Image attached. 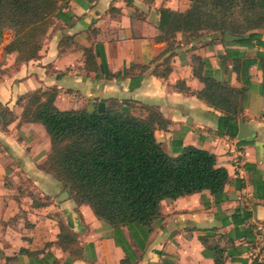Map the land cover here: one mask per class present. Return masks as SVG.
Listing matches in <instances>:
<instances>
[{"label": "crops", "instance_id": "obj_1", "mask_svg": "<svg viewBox=\"0 0 264 264\" xmlns=\"http://www.w3.org/2000/svg\"><path fill=\"white\" fill-rule=\"evenodd\" d=\"M57 2L63 15L36 60L15 64L0 30V264H261L251 251L255 224H264V28L254 31L261 44L225 41L211 31L184 41L179 32L163 54L158 9L184 11L188 0ZM80 47L92 49L96 71L85 67ZM192 55L208 60L218 80L246 88L234 137L219 133L223 113L197 97L204 84ZM52 87L60 110L102 112L115 99L135 116L158 111L168 121L154 132L163 150L177 155L192 145L214 153L228 172L222 195L204 189L163 199L150 231L116 228L71 193L59 201L66 189L41 167L50 137L40 122L21 120L16 104L26 92ZM239 121L250 134L243 139Z\"/></svg>", "mask_w": 264, "mask_h": 264}, {"label": "trees", "instance_id": "obj_2", "mask_svg": "<svg viewBox=\"0 0 264 264\" xmlns=\"http://www.w3.org/2000/svg\"><path fill=\"white\" fill-rule=\"evenodd\" d=\"M188 1L184 11L158 9L160 34L156 40L167 43L163 54L174 48L179 32L195 38L211 31L223 39L228 31L237 36L236 42L255 39L261 44L254 31L264 28V0ZM62 15L57 0H0V30L13 32L4 53H17L15 63L38 59L39 37L46 34L48 22L54 23ZM80 49L85 67L96 71L92 49ZM191 60L194 75L204 84L197 97L223 113L218 117L219 133L234 137L246 88L218 80L208 60L198 55ZM176 87L183 89L180 84ZM56 95L55 87L20 95L16 104L22 107L21 120L45 127L51 150L41 167L70 191L75 203L88 204L100 220L116 228L139 225L150 231L151 223L161 216V200L204 189L217 198L222 195L228 172L217 164L214 153L192 145L184 146L177 155L163 150L154 132L166 128L168 121L158 111L135 116L115 99L102 112L60 110L54 103ZM2 112L11 115L6 107ZM61 232L73 238L63 226Z\"/></svg>", "mask_w": 264, "mask_h": 264}, {"label": "built area", "instance_id": "obj_3", "mask_svg": "<svg viewBox=\"0 0 264 264\" xmlns=\"http://www.w3.org/2000/svg\"><path fill=\"white\" fill-rule=\"evenodd\" d=\"M255 239L252 244L251 257L264 264V224L259 222L255 224Z\"/></svg>", "mask_w": 264, "mask_h": 264}, {"label": "water", "instance_id": "obj_4", "mask_svg": "<svg viewBox=\"0 0 264 264\" xmlns=\"http://www.w3.org/2000/svg\"><path fill=\"white\" fill-rule=\"evenodd\" d=\"M223 38L225 41H233L237 38V36L228 31H225L223 33ZM249 135L250 134L247 133V126H245L242 121H239V132L237 134V138L243 139V138L248 137ZM69 196H70V191L66 189L59 195L58 200L62 201L68 198Z\"/></svg>", "mask_w": 264, "mask_h": 264}, {"label": "rangeland", "instance_id": "obj_5", "mask_svg": "<svg viewBox=\"0 0 264 264\" xmlns=\"http://www.w3.org/2000/svg\"><path fill=\"white\" fill-rule=\"evenodd\" d=\"M49 26V27H48ZM47 27H48V29L46 30V34H44V35H41L40 37H39V40L41 41V43H42V46H43V44H45L46 43V41H45V39L49 36L48 35V33H49V30L52 28V29H56L57 28V26H56V24L55 23H50V22H48V25H47ZM4 30H6L5 32V35H4V37H3V41H9V43H10V41L13 39V32H12V30H10V29H8V28H4ZM191 39H193V38H186V37H184V41H189V40H191ZM174 41H175V43H176V40L174 39ZM41 46V47H42ZM16 56H17V53H16ZM16 64V63H15ZM9 71V70H8ZM4 70L3 69H0V77H2L1 76V74L3 75L4 73Z\"/></svg>", "mask_w": 264, "mask_h": 264}]
</instances>
